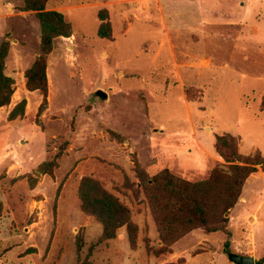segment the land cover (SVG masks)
Here are the masks:
<instances>
[{"label":"rangeland","instance_id":"rangeland-1","mask_svg":"<svg viewBox=\"0 0 264 264\" xmlns=\"http://www.w3.org/2000/svg\"><path fill=\"white\" fill-rule=\"evenodd\" d=\"M22 6L0 0L12 82L0 106V264L264 258V200L242 199L253 172L237 185L232 168L263 160L252 165L264 173V155L215 134L217 115L234 123L241 106L264 119V0H46L68 23L64 35L48 32L46 53L37 11ZM40 59L45 91L28 83ZM212 133L234 138L238 161L220 155L216 137L219 160H198ZM164 172L191 183L207 226L183 222L196 217L190 202L151 182ZM231 184L239 193L228 198Z\"/></svg>","mask_w":264,"mask_h":264},{"label":"trees","instance_id":"trees-1","mask_svg":"<svg viewBox=\"0 0 264 264\" xmlns=\"http://www.w3.org/2000/svg\"><path fill=\"white\" fill-rule=\"evenodd\" d=\"M46 0H23V6L21 7L22 10H34L37 11V14L40 18L41 25H42V32H41V50L46 53L50 50L52 45V38L54 35H49V31H53L57 33L58 35H64V29L66 30L68 27V23L64 22L62 14L56 12V11H45L44 10V3ZM51 18L55 21L54 24L47 23L46 19ZM6 43L0 45V88L3 90V95L0 96V106L5 104L8 99L9 95L12 92L11 89V79L3 74V66H4V58L7 53V47ZM36 65L40 68V74L37 79H35L32 75L28 76V83L30 88H39L42 91H45L46 83H45V76H44V62L43 59H40L36 62ZM1 92V91H0ZM215 148L220 153V155L226 160V161H238L239 155L237 154L235 148V140L234 138L229 134L224 135H218L216 136L215 141ZM263 160H258L249 164L245 165H233L232 168L234 169V176L235 179L234 183L237 185L241 184L242 181L252 172L256 171V168L254 167L255 163H262ZM246 163H248L246 161ZM218 175L217 171L212 172L210 177L212 176V179H215ZM151 182L161 183L163 182L169 189L173 190L180 196L182 199H185L186 201L190 202L192 205V208H194V211L196 213L195 218H185L183 222H192L201 224L203 226H207L208 221L205 217V210L199 203V201L193 197H190L187 194V190L190 189L192 186L190 182H177L179 185L177 186L175 181L169 176L167 172L157 174L151 179ZM181 184V185H180ZM235 185H230L227 188L228 198L229 196L236 197L239 193V190L236 192L234 191ZM233 189V191H232ZM231 191V193H230ZM234 192V193H233ZM234 199L232 198L231 201H228V207L232 205ZM106 231L107 235V228L104 229V232ZM264 258H261L257 261L259 264L261 261H263Z\"/></svg>","mask_w":264,"mask_h":264},{"label":"crops","instance_id":"crops-1","mask_svg":"<svg viewBox=\"0 0 264 264\" xmlns=\"http://www.w3.org/2000/svg\"><path fill=\"white\" fill-rule=\"evenodd\" d=\"M221 75H224L223 73H230V72H224V71H220ZM237 73H240L237 71ZM231 74H235L236 73H231ZM241 74V73H240ZM244 74V73H242ZM248 75H250L248 73ZM247 75V76H248ZM232 77V76H230ZM242 77V76H241ZM252 77V76H251ZM247 78V77H245ZM262 81H264V76L261 77ZM252 79L254 80V78L252 77ZM231 81L232 78L230 79ZM258 80V79H257ZM252 90V88H251ZM216 99V98H214ZM212 99L211 104L214 107V111L215 113L218 112V106L216 101ZM241 100L239 98H237L235 100V104L238 106L240 105ZM240 110L242 113L245 112V117L243 119H238L236 122L234 123H222L220 121V119L216 118V126H215V134H220L222 131H227L230 132L232 135L237 136L238 138V150L240 153H244V154H250L254 151H260L263 155H264V137L262 138L259 133V131L257 132L256 130H253V127L257 128L258 130L264 132V119H262V117H257V116H253L252 114H250L248 109H244L242 108V106L240 107ZM244 110V111H243ZM242 123H244L245 125H247V130H245L246 128H244V125H242ZM254 131H256L255 133H253ZM215 134L212 133L210 135H206L205 138L202 140L205 144V153L203 155H201V158L197 159L201 162H205V160H209L208 158H214V160H219L217 153L215 152L214 148H213V142L215 140ZM264 136V135H263ZM261 179V181L259 182L258 179ZM264 173L263 172H258L255 171L253 172L248 179L246 180L244 187H243V192H242V196L244 200L246 201H251V200H264Z\"/></svg>","mask_w":264,"mask_h":264},{"label":"water","instance_id":"water-1","mask_svg":"<svg viewBox=\"0 0 264 264\" xmlns=\"http://www.w3.org/2000/svg\"><path fill=\"white\" fill-rule=\"evenodd\" d=\"M95 94L100 96L101 98L106 97V93L101 89H97L95 91ZM226 255L228 259L234 264H256L257 262L252 256L242 255L231 251H227Z\"/></svg>","mask_w":264,"mask_h":264}]
</instances>
